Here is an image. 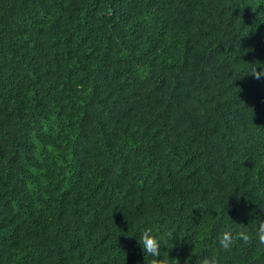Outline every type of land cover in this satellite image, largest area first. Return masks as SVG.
<instances>
[{"label":"trees","instance_id":"trees-1","mask_svg":"<svg viewBox=\"0 0 264 264\" xmlns=\"http://www.w3.org/2000/svg\"><path fill=\"white\" fill-rule=\"evenodd\" d=\"M259 62L264 0H0V264H264Z\"/></svg>","mask_w":264,"mask_h":264},{"label":"clouds","instance_id":"clouds-1","mask_svg":"<svg viewBox=\"0 0 264 264\" xmlns=\"http://www.w3.org/2000/svg\"><path fill=\"white\" fill-rule=\"evenodd\" d=\"M257 67H259V71H257ZM248 72L258 79L264 76V64L253 63L249 66ZM217 239L219 246L225 250L231 249L237 239H242L245 243L250 239H255L259 245L264 246V219L256 217V223L253 225L251 233L246 229L235 230L232 227H225L219 232ZM162 243L163 238L149 228H145L141 233L139 244L142 246L143 253L149 256L151 264H169L168 258L163 255ZM195 264H218V260L213 254L199 258Z\"/></svg>","mask_w":264,"mask_h":264}]
</instances>
